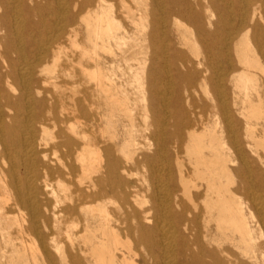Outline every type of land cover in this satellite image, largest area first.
<instances>
[{
    "label": "bare ground",
    "instance_id": "1",
    "mask_svg": "<svg viewBox=\"0 0 264 264\" xmlns=\"http://www.w3.org/2000/svg\"><path fill=\"white\" fill-rule=\"evenodd\" d=\"M26 252L264 264V0H0V264Z\"/></svg>",
    "mask_w": 264,
    "mask_h": 264
},
{
    "label": "rangeland",
    "instance_id": "2",
    "mask_svg": "<svg viewBox=\"0 0 264 264\" xmlns=\"http://www.w3.org/2000/svg\"><path fill=\"white\" fill-rule=\"evenodd\" d=\"M136 180L134 179L133 180V182H135ZM145 184H142L141 182H139L138 183V187L140 188V189H142L143 188V186H144ZM55 189H56V187H55ZM56 211L58 212L59 211V209L57 208L56 209ZM28 214H26V212H24L23 213V217L24 218H28ZM20 219H21V217H20ZM61 220H64V216H61ZM38 223L37 224H39V225H37L38 226V232H39V234L40 235H42L43 237L44 236H50V235H52L53 233H55V231H56V229H55V227L53 226V221L51 220L49 223H46V224H44L43 222H42V220H38L37 221ZM63 224H64V222H63ZM61 225V227L62 228H66L67 226L64 224V225ZM13 232H16V229L15 230H12V233ZM16 234L15 233H13V236H15ZM31 238H33V240L34 241H32V239H31V242L34 244V246L37 248V250L39 249L40 250V252H41V241L39 240V238L38 237H36V236H31ZM48 242V241H47ZM56 243H58L57 245V247H59V249L61 250V252H62V254L66 257L67 256V254H68V251H69V247H68V244H66L67 242H66V240L64 239V237H60L59 239H57V242ZM37 244V245H36ZM67 245V246H66ZM61 246H62V248H61ZM66 246V247H65ZM49 252L52 254V256L54 257V258H56V256H55V250L54 249H51L50 247H49ZM121 250H123V249H121ZM123 251H125V250H123ZM65 253V254H64ZM25 256L27 257V259L23 256V254L21 255V259L23 260V264H34V263H32L33 261H31L33 258H31L32 256L30 255V253H28V252H26V254H25ZM58 258V257H57ZM36 259H37V262L39 263V264H48L47 262H46V260H45V258H44V255L42 254L41 256L40 255H38V256H36ZM44 261V262H43ZM66 262L68 261V259H66L65 260ZM28 262V263H27ZM56 263L57 264H64L61 260H59V259H57L56 260Z\"/></svg>",
    "mask_w": 264,
    "mask_h": 264
}]
</instances>
